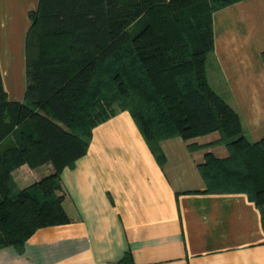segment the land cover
I'll return each instance as SVG.
<instances>
[{
  "label": "trees",
  "instance_id": "trees-1",
  "mask_svg": "<svg viewBox=\"0 0 264 264\" xmlns=\"http://www.w3.org/2000/svg\"><path fill=\"white\" fill-rule=\"evenodd\" d=\"M240 0H40L25 43L26 92L12 101L0 67V248L70 222L61 174L84 156L93 129L129 111L153 152L161 141L219 132L227 157L206 153L209 192H245L262 212L264 138L211 86L214 12ZM52 163L19 188L12 172ZM112 264H136L130 251Z\"/></svg>",
  "mask_w": 264,
  "mask_h": 264
},
{
  "label": "crops",
  "instance_id": "crops-1",
  "mask_svg": "<svg viewBox=\"0 0 264 264\" xmlns=\"http://www.w3.org/2000/svg\"><path fill=\"white\" fill-rule=\"evenodd\" d=\"M40 0H0V67L12 101L26 92L25 43ZM207 61L213 89L240 115L246 137L264 138V0L214 12ZM219 132L161 141L157 156L129 111L93 129L87 153L61 174L70 222L37 229L0 264H264L262 212L245 192H209L199 170L206 153L227 157ZM48 162L12 175L25 188L51 174Z\"/></svg>",
  "mask_w": 264,
  "mask_h": 264
}]
</instances>
